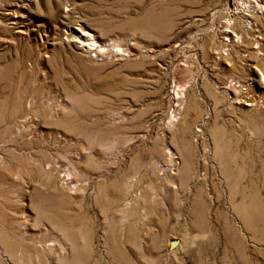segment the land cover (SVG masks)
I'll use <instances>...</instances> for the list:
<instances>
[{"label":"rangeland","instance_id":"obj_1","mask_svg":"<svg viewBox=\"0 0 264 264\" xmlns=\"http://www.w3.org/2000/svg\"><path fill=\"white\" fill-rule=\"evenodd\" d=\"M256 5L0 0V264H264Z\"/></svg>","mask_w":264,"mask_h":264},{"label":"bare ground","instance_id":"obj_2","mask_svg":"<svg viewBox=\"0 0 264 264\" xmlns=\"http://www.w3.org/2000/svg\"><path fill=\"white\" fill-rule=\"evenodd\" d=\"M249 7V6H248ZM256 12L258 13L257 15L259 17L261 16H264V7L263 6H260V5H256V8H255ZM257 16V17H258ZM229 21V20H228ZM224 24V23H223ZM232 26V25H231ZM248 26V25H246ZM257 27V25H256ZM247 28H249V30H251V32L254 31V27L251 28V26H248ZM222 33L224 34V36H226V41H228V43H233L234 42H240L239 40L241 39L239 37V35H236L234 32H231L230 30H222ZM222 34V35H223ZM254 34V33H253ZM261 34V33H260ZM96 33H94V31H91V30H88L82 23H78L76 26H68L67 29H65V36L66 38L68 37V40H72L73 42H75L76 44H78L80 47L79 49L83 50L85 53H92L94 52L95 53H98L101 51V44H98L97 41L98 39H96ZM221 35V34H220ZM257 35V34H256ZM98 36V35H97ZM223 36V37H224ZM259 36V35H258ZM240 38V39H239ZM252 39L250 40L249 42V45H247L246 49L247 50H251L253 53H255L256 55L258 54V46L261 45V41L259 40L260 38H262V36L258 39L257 36L256 37H251ZM258 44V46H257ZM253 45H256V46H253ZM232 47V46H231ZM239 48V47H238ZM78 49V50H79ZM82 51V52H83ZM121 51V50H120ZM250 51V52H251ZM222 52V51H221ZM257 52V53H256ZM226 54V53H225ZM219 56V55H218ZM222 57V55H221ZM260 59V58H259ZM223 61V60H222ZM230 82V81H228ZM231 83V82H230ZM229 85V84H227ZM231 85V84H230ZM233 85H235L233 83ZM232 86V85H231ZM238 86V85H237ZM235 87V86H234ZM244 92V90H242V88L240 87L238 90H237V93H235V96H234V103H238V104H241L244 103V105H246L248 108L250 109H254L256 108V106H258V102L257 99L253 96H244L242 93ZM58 103V102H57ZM264 105V104H263ZM237 106V105H236ZM61 109V108H60ZM12 115V114H11ZM16 115V114H15ZM107 115V114H106ZM13 116V115H12ZM15 117V116H14ZM28 117V116H27ZM27 117H24V118H27ZM63 117V116H62ZM23 118V117H22ZM23 118V119H24ZM19 119V118H18ZM108 119V118H107ZM16 120V119H15ZM25 120V119H24ZM23 120V121H24ZM21 121V120H20ZM12 122V121H11ZM16 123V122H15ZM14 123V124H15ZM21 124V123H20ZM23 125V124H22ZM28 125V124H27ZM88 128V127H87ZM82 129V128H81ZM37 161V160H36ZM48 162V161H47ZM49 164V163H48ZM53 164V163H52ZM45 165V164H44ZM46 168V166L44 167ZM43 168V169H44ZM41 171V170H40ZM230 172V171H229ZM239 172V171H238ZM235 173V172H234ZM48 174V173H47ZM236 174V173H235ZM236 176V175H235ZM238 179V178H237ZM240 182V181H239ZM241 195V194H240ZM233 199H234V196H233ZM13 200V199H12ZM237 201V200H236ZM243 204V203H242ZM239 205V204H238ZM248 206V205H247ZM22 210V209H21ZM20 210V211H21ZM7 211V210H6ZM240 211V210H239ZM242 211V210H241ZM244 211V210H243ZM25 212L26 211H23L21 214H20V217L19 218H22V221L24 219V217L26 218L25 216ZM19 213V212H18ZM248 213V212H247ZM238 214V213H237ZM250 216V214H248ZM246 217V215H245ZM1 218V217H0ZM241 218V217H240ZM256 218V217H255ZM26 220H28L26 218ZM255 220V219H254ZM258 220V219H257ZM27 224V223H26ZM28 225V224H27ZM11 226V225H10ZM21 226V225H20ZM19 226V228H20ZM28 227V226H27ZM70 227V226H69ZM75 228V227H74ZM73 228V229H74ZM82 228V227H81ZM16 229V228H15ZM77 230V229H76ZM29 231V230H28ZM79 231V230H78ZM24 232V231H23ZM13 234V233H12ZM18 234V233H17ZM16 234V235H17ZM20 234V233H19ZM27 234V233H26ZM32 234V233H31ZM22 235V234H21ZM28 235V234H27ZM43 235V234H42ZM12 236V235H11ZM20 236V235H19ZM31 236V235H30ZM35 236V235H34ZM38 236V235H37ZM29 237V235H28ZM26 237V238H28ZM81 238V237H80ZM114 238V237H113ZM18 239V238H17ZM16 239V240H17ZM34 239V238H33ZM19 240V239H18ZM43 240V239H42ZM71 240V239H70ZM77 240V239H76ZM36 241V240H35ZM45 241V240H44ZM47 241V240H46ZM52 241V240H51ZM81 241V240H80ZM50 242V241H49ZM54 241H52L53 243ZM57 242V241H56ZM79 242V241H78ZM55 243V242H54ZM53 243V244H54ZM61 244V242H58ZM15 244H16V241H15ZM34 244V243H33ZM77 244V243H76ZM10 245V244H9ZM25 245V244H24ZM46 245V243L44 244ZM72 245V244H71ZM49 246V244L47 245V247ZM60 248H61V245H59ZM58 246V247H59ZM64 246V245H63ZM74 247V245H72ZM79 246V245H78ZM13 247V245H12ZM45 247V248H47ZM50 247H52L50 245ZM54 247V246H53ZM44 248V246H43ZM63 248V247H62ZM31 249V247L29 248ZM33 249V248H32ZM52 249V248H50ZM55 249V248H54ZM49 251V247L47 249ZM3 251V250H2ZM36 252V251H35ZM41 256V255H40ZM50 256V255H49ZM51 258V257H50Z\"/></svg>","mask_w":264,"mask_h":264}]
</instances>
